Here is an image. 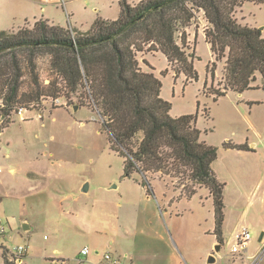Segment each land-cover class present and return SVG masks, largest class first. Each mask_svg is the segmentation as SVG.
<instances>
[{
    "label": "rangeland",
    "instance_id": "1",
    "mask_svg": "<svg viewBox=\"0 0 264 264\" xmlns=\"http://www.w3.org/2000/svg\"><path fill=\"white\" fill-rule=\"evenodd\" d=\"M45 13L81 33L97 14L116 19L120 9L118 0H0V31L32 27L34 17ZM235 16L241 24L264 31V3L248 0ZM207 27L200 12L187 29L198 56L194 63L199 80L185 84L184 75L177 80L172 73L159 77L162 96L173 104L171 115L196 113L200 103L196 125L202 130L201 138L219 148L214 163L219 179L226 183L229 217L221 248H216L214 206L207 189L188 199L171 178L156 177L152 180L155 195H148L136 179L124 176V158L111 148L98 110L82 106L77 98L69 103L60 98L48 99L39 109L13 113L14 121L0 132V264L3 251L8 249L11 256L19 245L27 247L22 264H56L53 258L59 264L62 259L66 264H101L107 250L120 260L118 264L253 261L264 231V90L258 88L262 79L258 75L255 89L230 91L217 101L206 95L204 84H211L207 65L215 61L203 36ZM147 54L152 51L139 53V59L149 70ZM151 59L157 69L167 64L162 53ZM223 67L224 61L217 63L215 88ZM226 141L247 143L252 152L226 149ZM25 223L31 228L26 230ZM149 223L165 231L170 247L161 241L149 245L136 236V230ZM238 225L252 235L243 258L231 253L228 245ZM84 248L89 254H82ZM212 255L216 260L209 262Z\"/></svg>",
    "mask_w": 264,
    "mask_h": 264
},
{
    "label": "trees",
    "instance_id": "2",
    "mask_svg": "<svg viewBox=\"0 0 264 264\" xmlns=\"http://www.w3.org/2000/svg\"><path fill=\"white\" fill-rule=\"evenodd\" d=\"M248 0H118L116 19L97 14L79 33L41 16L32 27L0 31V132L20 108L39 109L48 99L77 98L93 105L111 148L124 158V176L136 179L155 195L152 180L171 178L181 196L209 191L214 206V231L224 244L225 187L213 164L219 148L202 140L197 127L200 103L193 114L171 115L173 104L162 96V79L143 69L139 53H163L177 80H199L198 58L187 29L203 12L205 40L215 61L207 65L212 83L203 92L217 101L229 91L255 89L261 76L264 90V36L260 27L241 24L235 13ZM264 3V0H254ZM197 35L195 36V41ZM224 61L217 82V63ZM170 69L161 71L167 75ZM209 115V108L204 109ZM226 149L251 150L247 143H223ZM135 174L140 178H135ZM180 196V197H181ZM3 264H19L5 249ZM25 256H22L24 259Z\"/></svg>",
    "mask_w": 264,
    "mask_h": 264
},
{
    "label": "crops",
    "instance_id": "3",
    "mask_svg": "<svg viewBox=\"0 0 264 264\" xmlns=\"http://www.w3.org/2000/svg\"><path fill=\"white\" fill-rule=\"evenodd\" d=\"M119 9H120V7H119ZM42 10H44V12H45V8L43 7V9ZM41 16H44L45 18H47V19H49L51 22H53V23H55V24H58V25H60L59 23H58V21H56V19H53V18H51V17H49L48 15H46V13H45V15H41ZM41 16H38V17H34V19H38V18H40ZM69 16L71 17V15L69 14ZM206 20V19H205ZM73 26V25H72ZM73 27H75V26H73ZM256 27V26H255ZM77 28V27H76ZM78 29V28H77ZM83 32H85V31H83ZM204 38H205V33H204ZM263 36H264V31H263ZM146 53V52H145ZM161 52H158V51H153L152 52V54H147L146 56L144 55V59H146V64L149 66V70H146L143 66V69L144 70H146V71H154L155 73H156V75H158L159 76V74H161V71H163V70H165V69H167V68H169L170 69V71H169V73H172V74H174L173 73V70L171 69V67H170V65H169V62H168V60H167V64L162 68V69H157V67L154 65V63L152 62V59H151V56H156L157 54H160ZM163 54V53H162ZM222 76H223V71H222ZM222 76H220L219 78L221 79L222 78ZM218 77V76H217ZM211 83H212V81H211ZM247 91V90H246ZM230 92V91H229ZM245 92V91H244ZM163 95V94H162ZM166 99V98H165ZM25 109V108H24ZM28 110V109H27ZM173 116H177V115H174L173 114ZM253 145H255V144H253ZM241 151V150H240ZM243 151V150H242ZM245 152H252L251 150H247V151H245ZM213 168H214V170H215V172H216V174H217V171H216V168H215V163L213 164ZM13 170V168H11V171ZM15 170V169H14ZM218 176V175H217ZM219 178V177H218ZM208 193H209V191H208ZM209 195H210V193H209ZM228 221H229V217H228V214H227V210H226V202H225V222H224V226H223V236H224V240H225V235H226V227H227V224H228ZM238 226H240V225H238ZM237 226V227H238ZM236 227V228H237ZM31 227H30V225H29V229H30ZM235 228V229H236ZM162 229H160V228H157L156 229V227H155V225H154V223L152 224V223H149V225L148 224H146L145 226H143V227H140V228H138V230H136V236L137 237H140L141 238V240H143L146 244H152V243H154V242H156V241H161V242H163V243H165L166 245H167V247H170V242H169V240H168V238H167V236H166V233H165V231L163 232V231H161ZM233 232H234V230H233ZM232 232V233H233ZM262 233H263V237H262V239H260V237L262 236ZM261 233V235H260V237H259V241H261V243H262V240L264 239V231ZM231 236H232V234H231ZM216 237V236H215ZM231 238V237H230ZM216 242H217V239H216ZM220 248H221V246H220ZM260 248V247H259ZM88 254H89V252H88ZM115 256V255H114ZM116 257V256H115ZM243 257V256H242ZM63 258V257H62ZM61 258V259H62ZM215 260H216V258H215ZM53 261L56 263V264H59V259H56V258H53ZM118 261L120 262V260L118 259ZM118 262V263H119ZM236 263V262H235ZM235 263H233V264H235ZM61 264H66V261L65 260H63L62 259V261H61Z\"/></svg>",
    "mask_w": 264,
    "mask_h": 264
},
{
    "label": "built area",
    "instance_id": "4",
    "mask_svg": "<svg viewBox=\"0 0 264 264\" xmlns=\"http://www.w3.org/2000/svg\"><path fill=\"white\" fill-rule=\"evenodd\" d=\"M24 108L19 109V113H22ZM0 231H3V227L0 225ZM252 241L251 232L247 227H242L241 225L238 226L234 232L230 240L228 241L229 248L231 253L234 255L243 256L244 251H248L249 245ZM27 251V247L24 245H19L16 248L15 256L18 258L17 262L22 264L23 259L22 256ZM89 250L84 248L82 250L83 255H87ZM252 257V262L250 264H264V239L262 240V245L258 248V252H256ZM243 258V257H242ZM118 258H116L111 250H107L102 255V262L101 264H118Z\"/></svg>",
    "mask_w": 264,
    "mask_h": 264
},
{
    "label": "water",
    "instance_id": "5",
    "mask_svg": "<svg viewBox=\"0 0 264 264\" xmlns=\"http://www.w3.org/2000/svg\"><path fill=\"white\" fill-rule=\"evenodd\" d=\"M87 187H88V184L85 185L84 190H87ZM24 228H25L26 230L29 229V224L25 223V224H24ZM262 237H263V233H262V236L260 237V239H262ZM216 248H217V250H219V249H220V245H217ZM214 261H215V256L212 255V256L210 257V259H209V262H214Z\"/></svg>",
    "mask_w": 264,
    "mask_h": 264
}]
</instances>
